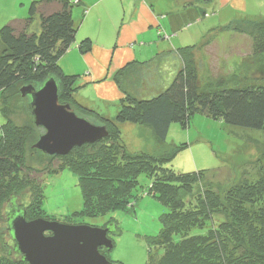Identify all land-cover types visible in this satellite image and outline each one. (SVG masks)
I'll use <instances>...</instances> for the list:
<instances>
[{
    "label": "trees",
    "instance_id": "16d2710c",
    "mask_svg": "<svg viewBox=\"0 0 264 264\" xmlns=\"http://www.w3.org/2000/svg\"><path fill=\"white\" fill-rule=\"evenodd\" d=\"M72 7L69 0H32L26 16L0 25V94L20 83L40 86L53 76L59 84L61 102L71 104L108 130V137L74 147L67 155L52 156L61 161L58 172L69 169L78 178L83 206L72 216L104 215L133 207L139 197L138 178L144 174L150 179L147 193L165 208L159 217L158 234L149 239L145 264H264V174L239 182L235 178L216 181L212 175L220 173L227 160L214 171H177L169 164L186 143L173 144L159 154L130 152L119 128L124 123L148 126L160 145L165 143L172 123L186 129L196 114L226 125L264 131V84L201 88L192 60L194 47L184 46L178 49L181 66L169 85L153 97L131 95L121 86V74L117 73L114 80L122 97L115 115L106 117L77 102L74 91L78 75L64 73L59 65L60 57L76 39L78 25ZM248 21L254 25L255 48L264 54V17ZM91 47L89 38L78 44L81 53ZM27 107L30 111L28 103ZM1 116L0 205L13 193L28 188V208L18 207L29 219L30 208H42L44 201L43 186L24 162L25 144L33 130ZM10 203L11 199L9 208ZM112 224L115 234L117 225ZM9 246L7 254L0 255V264H27L13 251V241ZM100 251L104 254L107 250ZM11 253L19 257L12 260Z\"/></svg>",
    "mask_w": 264,
    "mask_h": 264
},
{
    "label": "rangeland",
    "instance_id": "374dc122",
    "mask_svg": "<svg viewBox=\"0 0 264 264\" xmlns=\"http://www.w3.org/2000/svg\"><path fill=\"white\" fill-rule=\"evenodd\" d=\"M253 28V22H249L248 19L229 23L220 29L232 33L227 35V33L219 34V31L214 32L211 36L205 37L202 44L192 51L193 65L201 88L213 90L219 88V85L264 84V54H260L255 48ZM118 73L121 74H119L121 84L123 70ZM24 85L26 84L20 83L0 94V112L13 123L33 130V134L28 137L25 144L24 162L35 172L34 177L43 186L44 201L42 208L41 206L30 208L32 215H29L27 220L39 217L65 224H85L93 227H106L111 222H115L118 231L115 234H108L113 247L110 251H105L103 255L113 263L145 264L149 239L158 234L161 227L159 217L165 211V208L147 193L149 177L144 174L139 176L140 186L137 190L139 197L133 207L117 209L104 215L81 218L72 216L73 212L80 211L83 206L78 178L69 169L58 172L61 162L59 157H49L34 148V144L44 130L33 125V117L27 107L28 99L22 97L19 91ZM123 89L127 91L126 86H123ZM76 90L74 96H76ZM59 102L67 103L61 102L60 99ZM76 112L79 116H84L77 110ZM110 112L111 116L116 113L113 107L110 108ZM1 113L0 118H2ZM86 118L95 124H100L92 117ZM132 137V133L122 132L123 142L135 140ZM152 139L154 140V137L141 138L144 152L159 154L170 150L173 144L186 143L187 146L180 150L169 164L177 171L189 172L203 169L214 171L221 166L223 160H227V166L220 173L216 172L212 175L216 181L235 178V181L239 182L243 178H259L264 174V131L262 130L234 127L196 114L191 118L190 125L186 129L177 123L170 125L163 145L164 149L161 145L156 146L157 150L153 148ZM55 170L58 173L52 174ZM13 195L9 199L13 200L17 206L28 208L31 202L28 188L17 191ZM9 199L0 205V255H6L11 248L9 245H12L6 224ZM9 257L13 260L19 256L14 258L15 255L11 253Z\"/></svg>",
    "mask_w": 264,
    "mask_h": 264
},
{
    "label": "crops",
    "instance_id": "0c3cea01",
    "mask_svg": "<svg viewBox=\"0 0 264 264\" xmlns=\"http://www.w3.org/2000/svg\"><path fill=\"white\" fill-rule=\"evenodd\" d=\"M31 1L0 0V25L26 16ZM69 2L78 28L75 43L60 57L59 65L64 73L78 75L77 102L106 117H112L111 107L117 111L122 97L114 81L120 70L121 86L131 95L153 97L169 85L181 66L179 48L191 45L195 49L214 32L232 33L220 29L229 23L264 17V0ZM84 38L92 41L87 53L78 50ZM119 128L121 135L123 131L133 134L135 140H124L130 152L144 151L141 138L154 137L148 126L124 123ZM152 141L153 148L159 147Z\"/></svg>",
    "mask_w": 264,
    "mask_h": 264
},
{
    "label": "water",
    "instance_id": "95a60500",
    "mask_svg": "<svg viewBox=\"0 0 264 264\" xmlns=\"http://www.w3.org/2000/svg\"><path fill=\"white\" fill-rule=\"evenodd\" d=\"M19 91L28 99L33 124L44 130L34 144L44 154L66 155L74 147L108 136L105 125L95 124L79 116L70 104L59 102V87L53 76H48L38 88L27 84ZM25 214L11 200L7 231L13 251L27 264H114L100 251L113 247L108 238L114 232L112 223L106 227L73 225L43 218L27 220Z\"/></svg>",
    "mask_w": 264,
    "mask_h": 264
},
{
    "label": "bare ground",
    "instance_id": "6f19581e",
    "mask_svg": "<svg viewBox=\"0 0 264 264\" xmlns=\"http://www.w3.org/2000/svg\"><path fill=\"white\" fill-rule=\"evenodd\" d=\"M108 131V130H107Z\"/></svg>",
    "mask_w": 264,
    "mask_h": 264
}]
</instances>
